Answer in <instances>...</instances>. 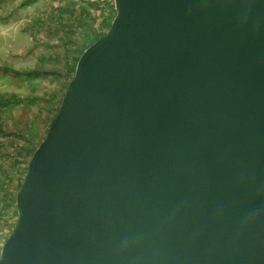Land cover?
<instances>
[{
	"label": "water",
	"instance_id": "water-1",
	"mask_svg": "<svg viewBox=\"0 0 264 264\" xmlns=\"http://www.w3.org/2000/svg\"><path fill=\"white\" fill-rule=\"evenodd\" d=\"M15 196L0 264H264V0H113Z\"/></svg>",
	"mask_w": 264,
	"mask_h": 264
},
{
	"label": "rangeland",
	"instance_id": "rangeland-1",
	"mask_svg": "<svg viewBox=\"0 0 264 264\" xmlns=\"http://www.w3.org/2000/svg\"><path fill=\"white\" fill-rule=\"evenodd\" d=\"M112 7L113 0H105L102 5H89L82 0H0V65L17 70L37 67L43 70L33 75L30 83L23 77L0 73L1 93L29 96L32 101L36 97L28 107L16 106L4 116L5 123L10 125L33 123L35 136L25 143L27 151L46 135L55 104L67 85L70 63L77 57V49L88 44L85 35L90 29L94 33L105 29L107 32L114 17ZM85 11L90 13L91 19ZM87 16L93 25L91 28L83 24ZM79 19L83 20L80 22ZM53 69L56 70L54 75L45 73V70ZM54 93L53 105L47 106L46 98ZM9 137L0 133L3 152L8 149ZM0 164L3 169L9 168L6 162L3 164L0 160ZM8 170L12 184H6L0 173V206L4 207L0 210V243L8 237L16 220L13 200L25 165L21 163L13 173Z\"/></svg>",
	"mask_w": 264,
	"mask_h": 264
},
{
	"label": "trees",
	"instance_id": "trees-1",
	"mask_svg": "<svg viewBox=\"0 0 264 264\" xmlns=\"http://www.w3.org/2000/svg\"><path fill=\"white\" fill-rule=\"evenodd\" d=\"M34 0H30V2H32ZM88 16L91 19L90 13L88 11H85ZM104 13V12H103ZM101 13V14H103ZM88 16L86 17L85 20V25L90 26V28L93 26L91 24L90 19L88 18ZM83 19H79L78 21H82ZM106 33V29L104 32L101 31H95V33L90 29V32L85 35L87 40H88V44L82 47H79L78 50V54L77 57H75V59L72 61L73 63H70V75H68V81L72 78L73 73H74V69H75V65L76 62L79 58V56L82 54V52L88 48L91 44H93L96 40H98L100 37H102L103 35H105ZM43 70L38 69L37 68H32V69H27V70H17L14 69L8 65H0V73H4L6 75H12L15 77H23L25 80L29 81V83L32 81L33 79V75L42 72ZM56 70H45V73H50V74H55ZM54 94H52L50 97L46 98V104L47 106L53 105V97ZM63 95V94H62ZM62 97V96H61ZM61 97L59 98V101L55 104V113L53 114V116L50 118V121L48 123L47 129L51 123V121L53 120L54 116L57 113L60 101H61ZM36 99V97L34 98V100ZM41 99H44L41 98ZM34 100L32 101V97L29 96H23L20 94H16V93H1L0 92V133H4L9 135L10 137L8 138L7 143L9 144L7 151L3 152L4 146H2L0 144V160L2 161V163L4 164L5 162L9 165L8 169L12 170V173L15 172L16 168L22 163L25 165V172L23 173V176L21 177L18 186L16 187V193L19 191L22 181H23V177L26 173V167L28 164V161L30 160L33 152L36 150V148L39 146V144L44 140L45 136L43 138L40 139L39 144L35 147H31L28 149V151L25 149V143L26 142H31L30 138L35 136V133L32 130V124H29V122H24L21 123L18 126L15 125H10L9 123L6 124L4 121L5 119V115L9 114L7 111L12 110L14 107L16 106H20L22 109H24V107H28L29 104H31L32 102L34 103ZM32 101V102H31ZM16 144V145H15ZM18 153H17V152ZM25 157L26 160H25ZM7 168L3 169V166L0 164V173L1 175L4 177V181L6 184H12V176L11 173H9V170ZM1 177V176H0ZM1 190V189H0ZM16 196V195H15ZM6 201V200H5ZM7 203V201H6ZM11 206V205H10ZM13 206L15 208V215L17 217V212H16V207H15V199L13 200ZM3 209L4 207L0 206V210ZM11 228L13 229V227L11 226ZM11 229V231H12ZM11 233V232H10ZM10 235V234H9ZM8 235V236H9ZM7 239V238H6ZM5 239V240H6ZM4 239H2L1 243H0V248L2 246V244L5 241Z\"/></svg>",
	"mask_w": 264,
	"mask_h": 264
},
{
	"label": "built area",
	"instance_id": "built-area-1",
	"mask_svg": "<svg viewBox=\"0 0 264 264\" xmlns=\"http://www.w3.org/2000/svg\"><path fill=\"white\" fill-rule=\"evenodd\" d=\"M82 1L89 5H102L105 2V0H82Z\"/></svg>",
	"mask_w": 264,
	"mask_h": 264
}]
</instances>
